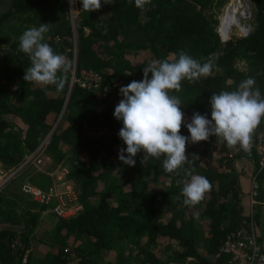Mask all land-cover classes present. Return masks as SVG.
<instances>
[{"label": "trees", "instance_id": "obj_1", "mask_svg": "<svg viewBox=\"0 0 264 264\" xmlns=\"http://www.w3.org/2000/svg\"><path fill=\"white\" fill-rule=\"evenodd\" d=\"M47 1L5 0L0 43H10L5 23L11 25L13 18ZM219 3L151 0L143 21L134 0H112L89 13L82 9L74 25L68 21L45 36V42L71 61L62 91L24 81L31 62L19 46L9 50L10 58L0 59V161L8 168L19 166L27 180L48 189L53 176L25 160L47 135L43 154L54 165L66 162V177L81 203L78 211L52 219L51 229L40 234L42 210L52 209L58 198L39 205L21 200L32 198L9 190V179L0 189V264H224L230 254L221 245L228 234L264 227L262 204L249 202L250 191L244 197L236 165L242 157L253 158L249 186L254 177L255 196L264 200V168L258 170L253 147L264 132V119L247 151L238 145L229 148L214 136L188 142L186 155L193 162L185 164L180 175L164 170V157L141 160L143 154L138 153L135 166H128L117 155L126 147L118 136L122 121L113 116L122 99L119 88L141 80L143 68L153 61H172L184 51L201 63H213L211 75L185 79L181 91L170 93L191 116L198 112L210 118L211 94L235 90L249 77L264 95V0H250L249 30L231 31L225 39L217 29ZM83 72L99 76V86L93 87V80L82 85ZM185 124L180 133L188 136ZM185 169H194L211 183L194 206L183 204V185L177 184L186 178ZM199 242L215 254L214 261L200 252ZM35 243L43 248L40 254L34 252ZM127 243L131 246H122ZM157 244L172 245L175 252L160 257L154 252Z\"/></svg>", "mask_w": 264, "mask_h": 264}, {"label": "clouds", "instance_id": "obj_2", "mask_svg": "<svg viewBox=\"0 0 264 264\" xmlns=\"http://www.w3.org/2000/svg\"><path fill=\"white\" fill-rule=\"evenodd\" d=\"M69 3L75 5L76 0H69ZM81 3L88 13L102 7L101 0H81ZM103 3L111 4L112 0H103ZM134 3L143 9L151 0H134ZM48 31L49 23H41L39 27L26 29L19 37V50L31 62L24 70L23 79L45 86L55 85L57 91H62L66 82L64 74L70 70L71 61L45 42ZM212 69L210 60L201 63L181 51L172 61H153L143 68L141 80L121 86L122 99L115 106L113 116L122 121L118 136L126 147L119 149L118 159L128 166H135L134 157L138 153L143 154L141 160L164 157V170L180 175L179 170L193 162L186 155L188 142L207 141L214 136L221 138L229 148L238 145L249 150L252 134L264 119V95L252 77L241 81L235 90L211 94L210 118L193 113L191 122L184 125L189 135L180 133L184 123L182 103L178 96L170 93L181 91L183 80L207 77L212 74ZM191 157L198 158L196 154ZM184 175L186 178L177 181L178 185H183V204L194 206L211 190V183L206 177L194 174V169H185Z\"/></svg>", "mask_w": 264, "mask_h": 264}, {"label": "rangeland", "instance_id": "obj_3", "mask_svg": "<svg viewBox=\"0 0 264 264\" xmlns=\"http://www.w3.org/2000/svg\"><path fill=\"white\" fill-rule=\"evenodd\" d=\"M4 1L5 0H0V10H2L6 6V3ZM7 1L9 2V0H7ZM246 1L248 2V6H249V14H248V21L249 22L248 23L250 24L251 3H250V0H246ZM219 2H220L219 5L216 7V9H217L216 17L218 19L217 29H218V25H219L220 32L224 37V38H222V37L221 38L225 39L226 36L228 37L229 36L228 34L231 31L234 34L242 33L241 29H244V28H242V24H240V22L237 20V17H235L236 16L235 10H237V9L236 8L232 9V7H234V2H236V5H239L238 0H219ZM67 4L70 8L69 17L72 20L70 22H71V24L74 25V22H75L76 18L79 17L81 10L80 11L75 10L72 13L71 10H72L73 6H75V5H71L69 3V0H67ZM103 5H105V4H103ZM227 8H229L230 10L232 9L233 13L229 12L227 10ZM34 11L35 10L29 12L26 15L23 14L21 17H17L16 19H12L13 22H11V25L7 27L8 34L10 36V41H9L10 43H8V42L7 43H0V59H7V58L11 57V53L9 50H11V48L13 50V47H15L14 46L15 41L17 39V38L16 39H14V38L21 36V34L23 33V27H26V26L31 27L32 26V23H30L28 25H27V23L32 21L31 19H29V17L33 14ZM39 16H41V15H39ZM63 26H65V25H63ZM248 26H250V28H251V25H248ZM13 39H14V41H13ZM82 75L83 76H82L81 80L92 81L94 79V77L90 74L83 72ZM76 77H77V75L73 71V80H75ZM46 139L48 140L47 135L44 138H42L38 147L34 151L25 155V160L30 161L31 164L36 169L48 171L50 174L52 173L53 174L52 184H55L58 190L63 188V191H64V187L65 186L69 187V185H70V189H71L70 193L74 192L75 196H76L77 192H76L74 186L71 184V181L69 180V178L66 177L67 173H64V171L62 170L64 168H66V169L68 168V165L66 164V162L65 163L61 162V163L54 165L50 161V158H48L46 155L43 154V146L47 142ZM253 163H254L253 158L250 156L242 157L236 161V165L240 169V171H241L240 173L242 174L240 180H241V186L245 189V190H243L244 197L249 196V193H246V191L248 192L251 190V185L249 186V177L252 176ZM52 165H54V166H52ZM9 170H10V167L9 168L6 167L0 161V179L4 178L5 175L9 172ZM57 174H58V176H57ZM59 176H62L63 179L61 180V178H59ZM25 177H27V175L23 176L20 172L16 173V175L14 177H11L12 179L11 178H9L10 180L8 179L9 180L8 185H7L8 189L11 191L22 193L21 185L25 180H27ZM8 180H6L3 184L0 185V189L5 188L6 185H4V184H6ZM66 191H67V193L64 194V202H67L68 206L71 209H73L74 206L77 205L79 201H78V199L76 200V198L71 197V195H68V192H69L68 189ZM21 200L28 201L29 203H35V204L39 205V202L32 200L30 198L29 199L22 198ZM263 205H264V203H263ZM78 210H79V208L76 210H73V212H76ZM57 216L58 215L53 212L51 207H46L45 209H43L42 213H41L42 222H41V227H39V231H40L39 233L42 234L43 232L50 230L51 224H52L51 220L52 219L54 220ZM252 229L254 230V234H255L256 238L258 236V241H260L262 248L264 250V227H252ZM198 244H199L200 252L203 255H206V257H208V259H210V261H214L215 260V254H211L206 250L205 242H199ZM122 246L128 247V246H131V243H127V244H124ZM144 249L147 250V249H150V247L144 246ZM42 250H43V248L41 247V245H39L38 243L34 244V252L35 253L40 254ZM154 252H156L160 257L166 258V257L170 256L171 254H173L175 251L172 248V245L170 246V245L157 244L154 246ZM192 263L193 264H200L198 262L197 263L192 262ZM161 264H163V263H161ZM224 264H227V262H225ZM255 264H264V262L263 263L258 262Z\"/></svg>", "mask_w": 264, "mask_h": 264}, {"label": "built area", "instance_id": "obj_4", "mask_svg": "<svg viewBox=\"0 0 264 264\" xmlns=\"http://www.w3.org/2000/svg\"><path fill=\"white\" fill-rule=\"evenodd\" d=\"M73 8L71 10L72 13L75 10L77 11L82 10L81 0H76V4L75 6H73ZM248 25L245 26L244 29H241L242 33H245L249 30L250 26ZM218 31H219L220 36L224 38L220 32L219 25H218ZM87 74H90L94 77L93 84H92L93 87L99 86V83L101 81L100 77L92 72H88ZM80 82L82 85H85V86L90 85V82L86 80H80ZM183 113H184V123H190L192 116L185 112ZM250 146H252L251 143H250ZM254 146L256 148L258 170H261L264 168V132L260 133L259 137L257 138V141L253 144V147ZM18 169H19V166L10 167L9 172L5 175V177L0 179V185L3 184L9 178L14 177L16 173L18 172ZM62 170L64 171V173H67L66 168ZM51 175L53 176L52 173ZM59 178H61V180L63 179L62 176H59ZM251 182L252 184H251L249 202L259 203V204L264 203V200H260L256 198L255 196L256 195L255 186L257 184H256L254 177H252ZM67 189L69 191L68 195H71V197L76 198L77 200V195L75 196L74 192L70 193V190H71L70 185L69 187L65 186L64 191H63V188L58 190L55 184H51L48 187V189L44 190L38 187L37 185H35L34 183L30 182L29 180H25L21 185V191L25 194H28L30 197H32V199H34L35 201L39 203L46 204L51 201L50 199L52 197H57L58 200L57 202L54 203L52 209L57 215H60V216H66V215L72 214L73 210L81 208L80 202H78V204L75 205L73 209H71L68 206L67 202H64V194L67 193L66 191ZM253 232L244 234L242 230H237L236 232H232L227 235L226 239L221 245V250L230 254V258L228 259L227 264H255L258 262H262V263L264 262V250L262 248L260 241H258V238H256Z\"/></svg>", "mask_w": 264, "mask_h": 264}, {"label": "crops", "instance_id": "obj_5", "mask_svg": "<svg viewBox=\"0 0 264 264\" xmlns=\"http://www.w3.org/2000/svg\"><path fill=\"white\" fill-rule=\"evenodd\" d=\"M102 6H103V0H101ZM147 6V5H146ZM144 7L143 9H139L140 11V20H144L146 18V15L144 14V9L147 7ZM35 11L33 12V14L29 17V19H31L32 21L27 23L30 24L32 23L31 27H39L41 23H49V31L45 34V36L51 32L52 30L61 27L63 25H67L68 21H72L69 17L70 14V8L66 2V0H49L47 1L45 4H42V8H37L34 9ZM33 11V9L31 10ZM26 12L24 15L28 14L29 12ZM23 15V14H22ZM20 16H16L13 19H16L17 17H21ZM41 15V16H39ZM13 22V21H11ZM10 24L5 23L3 25V27H5V31L8 33V29L7 26H9ZM31 27H23V32L26 29H29ZM17 38V39H16ZM14 39H16L14 46H19V37H15ZM13 39V41H14ZM12 50V48H11ZM14 52V50H12ZM262 205H260L261 211L264 213V205L263 203H260Z\"/></svg>", "mask_w": 264, "mask_h": 264}, {"label": "bare ground", "instance_id": "obj_6", "mask_svg": "<svg viewBox=\"0 0 264 264\" xmlns=\"http://www.w3.org/2000/svg\"><path fill=\"white\" fill-rule=\"evenodd\" d=\"M239 5H236V2H234V7H232V9L236 8L237 10H235V14L237 17V20L240 22V24H242V28H244L245 26H247L248 23V14H249V6H248V2L246 0H238ZM232 9L230 10L229 8H227V10L231 13Z\"/></svg>", "mask_w": 264, "mask_h": 264}, {"label": "water", "instance_id": "obj_7", "mask_svg": "<svg viewBox=\"0 0 264 264\" xmlns=\"http://www.w3.org/2000/svg\"><path fill=\"white\" fill-rule=\"evenodd\" d=\"M249 22V21H248Z\"/></svg>", "mask_w": 264, "mask_h": 264}]
</instances>
